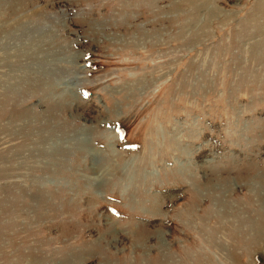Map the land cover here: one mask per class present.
Wrapping results in <instances>:
<instances>
[{"label": "rangeland", "instance_id": "374dc122", "mask_svg": "<svg viewBox=\"0 0 264 264\" xmlns=\"http://www.w3.org/2000/svg\"><path fill=\"white\" fill-rule=\"evenodd\" d=\"M264 0H0V264H264Z\"/></svg>", "mask_w": 264, "mask_h": 264}, {"label": "bare ground", "instance_id": "6f19581e", "mask_svg": "<svg viewBox=\"0 0 264 264\" xmlns=\"http://www.w3.org/2000/svg\"><path fill=\"white\" fill-rule=\"evenodd\" d=\"M258 190H259V193H260V194H259L260 197H257V200H258V202H259V201L261 202V204H260L261 206H260V207H261V209L264 211V194H263V193L261 192V190L258 189V188H257L254 192H258Z\"/></svg>", "mask_w": 264, "mask_h": 264}]
</instances>
